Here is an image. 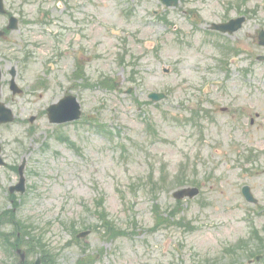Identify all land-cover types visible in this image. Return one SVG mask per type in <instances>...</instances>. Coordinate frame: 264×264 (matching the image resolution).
I'll return each mask as SVG.
<instances>
[{
  "label": "rangeland",
  "instance_id": "rangeland-1",
  "mask_svg": "<svg viewBox=\"0 0 264 264\" xmlns=\"http://www.w3.org/2000/svg\"><path fill=\"white\" fill-rule=\"evenodd\" d=\"M6 6L33 20L22 23L21 32H12L11 39L40 41V46L30 47V61L24 60L21 47L0 55L5 69L2 98L16 113L15 122L0 128V139L9 162L28 159L29 183L41 191L12 199L20 202L23 220L46 228L51 249L61 251L59 264H78L83 246L91 254H101V264H208L207 258L213 262L224 257L226 249L253 227L264 226V216L249 214L254 206L240 195L241 185L248 182L264 199V168L254 164L246 173L242 152L250 143L253 161L261 157L264 163V63L257 60L264 47L252 41L264 27V0H180L174 7L159 0H6ZM154 9L177 30L160 19L154 23ZM242 9L254 14L241 31L227 37L206 31L212 22ZM3 19L0 15V26ZM45 19L52 24L45 25ZM68 24L72 29L64 32ZM81 26L82 36L76 37ZM50 30L62 34L57 58ZM228 47L232 53L226 55ZM77 58L87 63L85 82L97 85V78L105 74L119 83L109 92L92 86L83 97L88 117L113 123L120 131L113 143L95 130L89 132L90 120L57 129L48 121V104L69 90L80 94L78 84L84 81L70 80ZM122 58L126 64L133 59V66L123 69ZM12 65L18 67L22 95L8 88ZM239 69H252L250 77L239 75ZM216 86L225 89L224 95H217ZM194 90L200 96L208 93L217 110L218 123H206V143L198 131L197 143L189 136L191 129H182L184 98L195 95ZM151 91L168 92L169 98L157 106L139 104L137 100L146 101ZM229 99L238 105L229 104ZM226 103L242 112L260 113L247 141L230 127L229 113L221 112ZM32 115L37 118L33 123ZM62 132L78 147L70 150L53 138ZM235 138L242 143L234 146ZM213 153L214 159L205 158ZM10 171L0 170V202L8 197L4 189L14 180ZM152 180L159 182L154 191ZM187 185L200 186L201 191L178 203L173 193ZM99 201L114 225L131 235L103 236L98 229ZM156 205L163 217L170 208L177 209L174 214L182 225L156 223ZM66 218L76 223V233L62 228ZM85 229L92 230L88 237L66 244Z\"/></svg>",
  "mask_w": 264,
  "mask_h": 264
},
{
  "label": "water",
  "instance_id": "water-1",
  "mask_svg": "<svg viewBox=\"0 0 264 264\" xmlns=\"http://www.w3.org/2000/svg\"><path fill=\"white\" fill-rule=\"evenodd\" d=\"M54 111H55V109H53V110L51 111V114H53ZM182 194H183V192H180V193H179L180 196H182Z\"/></svg>",
  "mask_w": 264,
  "mask_h": 264
}]
</instances>
